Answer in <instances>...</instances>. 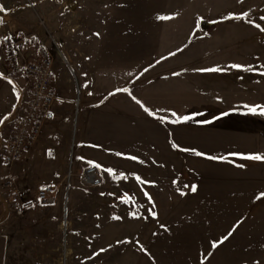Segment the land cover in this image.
Listing matches in <instances>:
<instances>
[{"label":"rangeland","instance_id":"rangeland-1","mask_svg":"<svg viewBox=\"0 0 264 264\" xmlns=\"http://www.w3.org/2000/svg\"><path fill=\"white\" fill-rule=\"evenodd\" d=\"M0 7V34L24 29L50 44L69 92L56 107L71 124L70 140L61 131L41 150L39 169L22 173L26 156L5 164L10 122L30 83L0 55V264H245L204 256L202 239L211 236L198 232L200 209L174 206L187 185L184 169L191 185L216 172L264 169V159L248 158L264 157V115L249 110L264 106V0H0ZM213 68L220 71H204ZM82 109L157 124L151 138L146 128L133 140L124 130L135 156L152 160L149 174L108 172L99 186L85 185L80 173L91 163L70 162ZM64 144L65 169L57 155ZM46 185L58 187L53 205L37 197ZM12 187L21 190V209L8 207Z\"/></svg>","mask_w":264,"mask_h":264},{"label":"crops","instance_id":"crops-1","mask_svg":"<svg viewBox=\"0 0 264 264\" xmlns=\"http://www.w3.org/2000/svg\"><path fill=\"white\" fill-rule=\"evenodd\" d=\"M102 70L104 71L103 68ZM55 72L58 98L60 94L69 96V92L66 94L62 92V82L58 78L56 68ZM16 74L20 75L17 78L18 81L27 83L29 86L30 82L25 76L20 73ZM9 81L6 80L9 85L13 86V83ZM20 91L22 92L21 88ZM24 92L26 94V90ZM56 103L54 119L45 124L38 144L19 165L22 173H32L33 170L42 166L40 163L43 157L41 150L52 145L61 131H64V136L70 140L71 124L63 123L64 116L61 115L58 106L56 107ZM25 104V102L21 104L19 112L11 120L10 132L14 118L24 111ZM3 118L5 119V116ZM153 127H158V125L149 119L135 120L134 117L129 118L116 111L89 113L86 109H82L78 116L77 154L74 159H70L71 165L78 166L83 162L99 165L98 168L102 175L106 177L109 172L107 169H112L113 173L139 172L142 175H147L152 160L148 157L143 160L142 157L135 156V153L140 151L135 148L133 141L130 144L125 142L127 132L124 134V130L130 131L128 135L133 140L136 128H146L147 135H150L149 138H151L150 129ZM65 147L66 144L57 149L58 159L63 169L69 163ZM149 151L150 148L147 149V152ZM62 168L57 171L62 173ZM141 170L145 172H141ZM56 172L53 169L50 174L55 175ZM190 175V170H183V181L186 179L187 185H184L183 195L178 197L180 201L174 207L184 210L200 209L198 232L200 235L209 233L211 236V238H207V236L203 239L200 238L203 240L202 250H205L203 255H209L206 254L207 249L212 252L210 255L215 257L247 258L245 264H264V197L257 199L261 193H264V169L216 172L214 175H206L208 177L205 180L195 185L189 183ZM193 186L195 191L192 190ZM211 209L213 212L208 214L207 210ZM201 210L203 211L201 212ZM212 213L213 221L210 219ZM184 218L190 219V217ZM240 218L242 219L241 223L237 221ZM224 237L227 239H223ZM222 239V243H218L215 248L212 247V242H219ZM207 240L209 241L208 248H206ZM230 264H237V261L233 260Z\"/></svg>","mask_w":264,"mask_h":264},{"label":"built area","instance_id":"built-area-1","mask_svg":"<svg viewBox=\"0 0 264 264\" xmlns=\"http://www.w3.org/2000/svg\"><path fill=\"white\" fill-rule=\"evenodd\" d=\"M0 55L10 73H20L30 82L29 98L25 109L13 122L9 138L4 143L2 161L11 165L22 160L39 140L45 124L55 117L58 99L55 55L49 43L39 34L19 28H8L0 34ZM70 171L67 177H71ZM80 178L87 186H99L102 174L95 165L87 166ZM38 199L48 205L58 200V187L42 186ZM21 190L12 187L8 192V207L23 208Z\"/></svg>","mask_w":264,"mask_h":264},{"label":"snow or ice","instance_id":"snow-or-ice-1","mask_svg":"<svg viewBox=\"0 0 264 264\" xmlns=\"http://www.w3.org/2000/svg\"><path fill=\"white\" fill-rule=\"evenodd\" d=\"M0 11H3L2 7H0ZM262 19H264V18H262ZM2 22H3V21L0 20V23H2ZM257 27H260V26L257 25ZM261 30H264V29H261ZM231 67H233V68H242L243 66H241V65H232ZM246 70H251V68L249 67V68L246 69ZM204 71H220V69L213 68V69H206V70H204ZM262 74H264V73H262ZM0 75H2V74H0ZM9 82H11V81H9ZM257 107L260 108V112H259V114H260V115H264V106H254V107H251L249 110H250L253 114H256V112H257ZM0 123H2V121H0ZM174 147H175V145H174ZM196 154H197V155H202V153H196ZM118 155H119V154H118ZM248 158H250V159H257V160L264 159V157L259 156V155L251 156V157H248ZM132 159H135V157H132ZM96 167H99V165H96ZM107 171L112 172L113 170H112V169H107ZM137 179L139 180V177H137ZM192 190L195 191V187H194V186H193V189H192ZM262 197H264V193H261V194L257 197V199H260V198H262ZM229 235H231V233H229ZM223 239H227V237H224ZM223 239H222L221 241H219V242H212V247H213V248L217 247V244H218V243H222V242H223ZM209 255H210V253H209Z\"/></svg>","mask_w":264,"mask_h":264},{"label":"trees","instance_id":"trees-1","mask_svg":"<svg viewBox=\"0 0 264 264\" xmlns=\"http://www.w3.org/2000/svg\"><path fill=\"white\" fill-rule=\"evenodd\" d=\"M6 78L8 79V80H10L12 83H13V85L15 86V87H19L18 86V84L12 79V78H10V77H8V76H6ZM19 89V88H18Z\"/></svg>","mask_w":264,"mask_h":264}]
</instances>
